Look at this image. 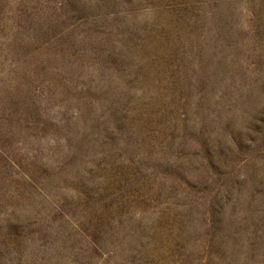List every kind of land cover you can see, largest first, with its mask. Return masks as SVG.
<instances>
[{
  "label": "rangeland",
  "instance_id": "rangeland-1",
  "mask_svg": "<svg viewBox=\"0 0 264 264\" xmlns=\"http://www.w3.org/2000/svg\"><path fill=\"white\" fill-rule=\"evenodd\" d=\"M0 264H264V0H0Z\"/></svg>",
  "mask_w": 264,
  "mask_h": 264
}]
</instances>
